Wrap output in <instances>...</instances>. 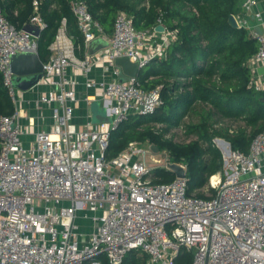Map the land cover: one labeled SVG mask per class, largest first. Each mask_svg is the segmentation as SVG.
Listing matches in <instances>:
<instances>
[{"label":"built area","instance_id":"2783aa9c","mask_svg":"<svg viewBox=\"0 0 264 264\" xmlns=\"http://www.w3.org/2000/svg\"><path fill=\"white\" fill-rule=\"evenodd\" d=\"M255 3L241 0V15L233 16L238 28L258 43L249 61V85L261 91L264 79H258L251 65L255 61L264 68V33L249 27ZM38 5L32 2L27 27L40 34L45 23ZM69 6L85 55L76 57L63 20L34 84L49 86L35 106L51 107V129L25 143L16 107L11 115L0 114V264H122L130 251L145 254L147 264H175L182 251L191 253L190 264H264V130L251 139L247 153L218 138L223 170L191 195L185 177L153 183L156 168L145 159L152 153L150 144L131 142L107 160L111 132L130 115H151L162 103L160 87L145 90L137 77L121 82L115 59L128 57L141 70L164 58L171 36L154 28L135 29L123 11L116 13L112 33L106 35L85 2L70 0ZM254 16L261 20L259 13ZM96 38L108 46L89 56L88 45ZM37 40L16 29L0 7V75L14 106L18 99L11 56L37 53ZM97 67L100 74L89 77ZM68 68L81 72L85 90L101 92L104 120L86 118L81 128L73 122L76 80L67 75ZM226 131L233 135L237 129ZM83 210L92 227L84 234L75 223Z\"/></svg>","mask_w":264,"mask_h":264},{"label":"trees","instance_id":"16d2710c","mask_svg":"<svg viewBox=\"0 0 264 264\" xmlns=\"http://www.w3.org/2000/svg\"><path fill=\"white\" fill-rule=\"evenodd\" d=\"M33 1L0 0V7L16 29H24L33 15ZM37 1L45 23L37 40L40 60L47 63L50 59L49 47L63 20L74 53L82 59L83 38L71 12L70 0ZM81 1L106 35L112 33L116 13L123 11L137 30H151L161 15V24L171 36L164 58L149 61L137 76L145 90L160 87L162 103L151 115H130L111 132L105 150L107 160L116 158L131 142L152 144L167 152V161L185 165L187 194L191 195L223 166L221 153L212 144L214 137L225 138L232 150L247 153L251 139L264 130V90L256 91L249 85L252 77L249 61L258 50L257 41L246 29L235 28L228 22L230 15L240 13L241 0H150L148 8L124 0ZM198 104L206 107L196 112ZM14 111L0 75V114L11 115ZM192 111L198 115V121L186 125L185 133L196 135L197 140L179 144L164 138ZM216 117L240 119L245 127L229 135L226 129L214 127ZM153 177V183L175 179L174 173L164 168L154 169ZM196 196L203 198L201 193ZM191 261V253L182 251L175 264ZM122 264H147V256L130 251Z\"/></svg>","mask_w":264,"mask_h":264},{"label":"crops","instance_id":"0c3cea01","mask_svg":"<svg viewBox=\"0 0 264 264\" xmlns=\"http://www.w3.org/2000/svg\"><path fill=\"white\" fill-rule=\"evenodd\" d=\"M255 6L252 13L249 14V27L257 32L264 33V0H255ZM259 13L261 20H258L254 14ZM241 15V13H240ZM146 54V53H145ZM85 55V52H84ZM83 55V56H84ZM77 57V56H76ZM79 58V57H77ZM80 59V58H79ZM253 73L258 79H264V73L260 72L261 66L252 61ZM67 75L76 80L75 91L77 101L74 107L73 122L81 128L84 120L90 118L94 122L105 119L104 108L102 105L103 96L99 90H85L84 81L80 71H75L70 68L66 71ZM100 74L99 67L95 68L89 77H95ZM49 89L47 84L32 85L29 88H17L16 110L19 111V121L25 130L23 140L25 143H30L37 132L41 130H50L53 124L51 118L52 109L48 106L37 108L35 102L38 98ZM86 99V100H85Z\"/></svg>","mask_w":264,"mask_h":264},{"label":"water","instance_id":"95a60500","mask_svg":"<svg viewBox=\"0 0 264 264\" xmlns=\"http://www.w3.org/2000/svg\"><path fill=\"white\" fill-rule=\"evenodd\" d=\"M228 22L231 26L237 28V22L233 15L228 17ZM24 30L34 37H39V31L32 27H26ZM156 32L162 33L165 28L162 24H157L154 27ZM108 46V42L102 38H96L91 41L88 45L87 54L93 55L97 51L104 49ZM115 65L121 69L119 80L121 82L127 81L130 77L135 78L138 76L140 69L136 63L131 62L128 57L116 58L114 61ZM10 68L15 76L14 83L18 88H29L34 85L37 80L41 77L43 71V62L40 60L37 53H16L11 56ZM264 73V68L261 67L259 70ZM152 153H158L159 150L156 146L150 144L149 146ZM228 152V151H227ZM169 168L172 170L174 175L179 178L185 177V171L181 166L177 164H169Z\"/></svg>","mask_w":264,"mask_h":264},{"label":"rangeland","instance_id":"374dc122","mask_svg":"<svg viewBox=\"0 0 264 264\" xmlns=\"http://www.w3.org/2000/svg\"><path fill=\"white\" fill-rule=\"evenodd\" d=\"M127 3H131L137 7H143V8H148L150 0H124ZM17 88H16V92H17ZM206 107L203 106L202 104H198L195 106V110L196 112H198L201 108ZM196 112L192 111L190 112L186 117H184L180 123V125L176 128H173L171 130H169L166 133V138L168 139H172L174 142L179 143V144H186L189 143L191 141H195L197 140V136L194 134L191 135H187L185 133V126L191 123H196L198 121V115L196 114ZM215 120H217L216 123V127L217 129H227L229 127H234L236 129L239 128H244L245 124L242 120H230V119H224V118H219L216 117ZM162 128V126L160 127ZM248 132L251 131L250 128H247ZM220 138V137H214L212 140V144L214 146V148H216L222 156V161H224V151L221 148V146L216 142V140ZM220 139H225V138H220ZM146 162L148 163V165L155 167V168H164L166 170H170L169 168V164H177V165H184L181 163H172L167 161L168 157H167V152L166 151H159L158 153H148L146 154ZM154 159V161H153ZM185 166V165H184ZM223 166H224V162H223ZM223 166L221 168L220 171L223 170ZM75 223L78 226H82L79 230V232L81 233H87L88 230H91V224H90V219H89V214L87 212V210H83L81 212H77V217L75 220ZM141 256V255H140Z\"/></svg>","mask_w":264,"mask_h":264},{"label":"bare ground","instance_id":"6f19581e","mask_svg":"<svg viewBox=\"0 0 264 264\" xmlns=\"http://www.w3.org/2000/svg\"><path fill=\"white\" fill-rule=\"evenodd\" d=\"M214 179V178H213Z\"/></svg>","mask_w":264,"mask_h":264}]
</instances>
